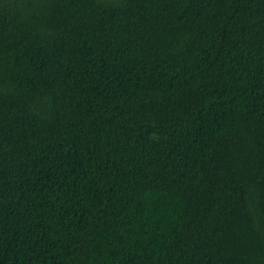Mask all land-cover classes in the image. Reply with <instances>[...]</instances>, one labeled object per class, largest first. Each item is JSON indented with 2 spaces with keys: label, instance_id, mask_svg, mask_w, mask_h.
Listing matches in <instances>:
<instances>
[{
  "label": "trees",
  "instance_id": "1",
  "mask_svg": "<svg viewBox=\"0 0 264 264\" xmlns=\"http://www.w3.org/2000/svg\"><path fill=\"white\" fill-rule=\"evenodd\" d=\"M0 264H264V0H0Z\"/></svg>",
  "mask_w": 264,
  "mask_h": 264
}]
</instances>
